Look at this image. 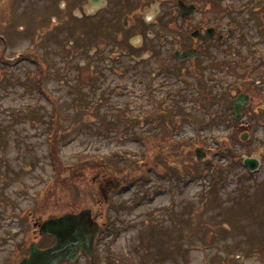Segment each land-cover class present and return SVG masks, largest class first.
Returning <instances> with one entry per match:
<instances>
[{"label":"rangeland","instance_id":"374dc122","mask_svg":"<svg viewBox=\"0 0 264 264\" xmlns=\"http://www.w3.org/2000/svg\"><path fill=\"white\" fill-rule=\"evenodd\" d=\"M50 1L0 0V264H19L32 242H53L34 222L84 208L101 225L97 264H264V0H222L238 12L262 8L229 38L236 53L213 45L194 72L182 65L185 76L167 78L149 72L161 56L172 60L171 46L141 64L109 47L101 49L110 66L69 59L50 18L38 25ZM92 66L103 71L93 76ZM248 76L256 79L248 86L256 111L246 110L251 127L241 140L246 129L225 103ZM81 85L88 103L74 91ZM101 93L107 100L96 105ZM53 146L62 167L103 166L76 182L83 208L57 191L39 209L54 189ZM246 157L261 160L253 175ZM71 264H89L88 256Z\"/></svg>","mask_w":264,"mask_h":264},{"label":"flooded vegetation","instance_id":"af4514ba","mask_svg":"<svg viewBox=\"0 0 264 264\" xmlns=\"http://www.w3.org/2000/svg\"><path fill=\"white\" fill-rule=\"evenodd\" d=\"M221 4L222 0H51L40 9L38 25L49 26L44 24L45 18L53 19L57 39L70 48L71 60L75 57L85 62L106 60L101 48L109 47L111 55L119 51L122 56L135 57L133 61L141 64L157 59L160 47H174L170 53L172 60L161 56L158 66L149 73L154 77H180L185 75L179 67L184 65L194 72L206 48L227 45L233 50L229 38L259 12L247 7L238 12L237 6ZM78 27L82 30L77 31ZM187 52V57H181ZM211 56L210 64L216 66L218 58ZM110 65L111 61H107V66ZM143 68L146 67H138L140 71ZM91 69L93 76L103 71L101 68L94 71L96 66ZM158 86L155 81V87ZM49 237L54 242V237ZM71 263L64 260L59 264Z\"/></svg>","mask_w":264,"mask_h":264},{"label":"water","instance_id":"95a60500","mask_svg":"<svg viewBox=\"0 0 264 264\" xmlns=\"http://www.w3.org/2000/svg\"><path fill=\"white\" fill-rule=\"evenodd\" d=\"M188 52L181 57H187ZM245 94L239 95L234 100L235 117H240V107L248 103ZM247 139V133L242 135ZM200 156V155H197ZM244 164L251 170L257 169L259 160L247 157ZM91 209L85 208L74 213L69 212L58 217H50L40 225V233L53 235L55 242L52 246L41 249L33 242L30 246V254L23 258L20 264H56L62 259L74 260L78 256V250H87L93 257V244L98 231V223L91 218Z\"/></svg>","mask_w":264,"mask_h":264},{"label":"trees","instance_id":"16d2710c","mask_svg":"<svg viewBox=\"0 0 264 264\" xmlns=\"http://www.w3.org/2000/svg\"><path fill=\"white\" fill-rule=\"evenodd\" d=\"M86 82H89V80H86ZM83 85H84V82H83ZM249 86V84L245 83V88H247ZM83 88L82 85L81 87L74 91H77L78 92V95L80 97L79 100H81V104L82 103H88L89 101H87V98H86V94H80L79 90ZM72 99V98H71ZM78 99H74V101H79ZM91 100V99H90ZM98 101L94 102L96 105H98L100 102H103L104 100H107L106 97H105V93H101V95L96 99ZM90 102H93L90 101ZM55 123L56 124H59L58 122V114H55ZM131 117V116H130ZM241 127H239L240 129ZM238 129V128H237ZM238 131V130H237ZM163 137V136H161ZM172 138V137H171ZM163 141L165 142L168 141V138L165 136L164 138H162ZM174 140V139H173ZM52 152H53V155L54 157H56L55 159L57 160L56 162V175H55V178H54V181H53V184L54 185V189L52 192L48 193V191H45V194H47L45 196V199L46 200L42 205H40L39 209L40 208H44L43 206L47 205L48 202L50 201V198L57 192V191H61V192H69L70 193V201H67L65 202L66 205H70L72 206L73 208L75 209H79L81 206L83 208L84 204H85V200H86V197H81L78 195V192H77V184L76 182H81V181H84V178L88 176V172L91 170V171H94V170H100V169H103V166L102 164H99L98 162H85V163H82L80 164L79 166H73L72 168L70 167H65L61 165V161L58 159L57 157V152H56V149L54 148L53 146V149H52ZM89 170V171H88ZM88 171V172H87ZM103 172V170H102ZM89 189V190H88ZM84 192H86L87 194L91 193L92 192V188L91 187H86L85 190H83ZM44 194V195H45ZM54 205H56L54 203Z\"/></svg>","mask_w":264,"mask_h":264}]
</instances>
